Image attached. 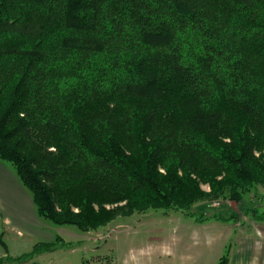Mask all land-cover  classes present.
Returning <instances> with one entry per match:
<instances>
[{
    "label": "trees",
    "instance_id": "16d2710c",
    "mask_svg": "<svg viewBox=\"0 0 264 264\" xmlns=\"http://www.w3.org/2000/svg\"><path fill=\"white\" fill-rule=\"evenodd\" d=\"M0 161L84 233L244 205L264 187V0H0Z\"/></svg>",
    "mask_w": 264,
    "mask_h": 264
},
{
    "label": "rangeland",
    "instance_id": "374dc122",
    "mask_svg": "<svg viewBox=\"0 0 264 264\" xmlns=\"http://www.w3.org/2000/svg\"><path fill=\"white\" fill-rule=\"evenodd\" d=\"M201 187L210 192L209 185ZM244 202L206 199L194 205L195 215L136 212L88 233L72 225L55 226L33 210L31 220L40 224L31 230L19 233L0 221V264H220L238 234L248 227L253 234L264 232V187L257 186ZM248 208L253 211L244 213ZM199 214L206 217L202 222Z\"/></svg>",
    "mask_w": 264,
    "mask_h": 264
},
{
    "label": "crops",
    "instance_id": "0c3cea01",
    "mask_svg": "<svg viewBox=\"0 0 264 264\" xmlns=\"http://www.w3.org/2000/svg\"><path fill=\"white\" fill-rule=\"evenodd\" d=\"M25 189L12 169L0 161V221L4 226L13 225L19 233L39 223L31 220L32 211L37 214V210ZM258 231L253 234L248 227L236 236L228 264H264V232Z\"/></svg>",
    "mask_w": 264,
    "mask_h": 264
}]
</instances>
